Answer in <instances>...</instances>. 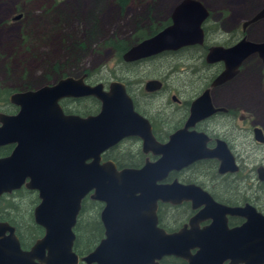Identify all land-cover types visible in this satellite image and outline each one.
I'll use <instances>...</instances> for the list:
<instances>
[{
    "label": "water",
    "instance_id": "1",
    "mask_svg": "<svg viewBox=\"0 0 264 264\" xmlns=\"http://www.w3.org/2000/svg\"><path fill=\"white\" fill-rule=\"evenodd\" d=\"M209 15L200 1L182 0L170 14L171 24L129 48L121 56L123 62L201 45L202 24ZM263 18L264 7L244 26ZM252 54H258L264 62V43L243 39L231 48L212 47L206 62L222 61L225 65L213 86L232 77L241 62ZM159 88L157 81L145 85L148 92ZM208 93L193 102L192 114L195 107L204 103L207 114L215 111ZM88 97L100 104L96 115L65 114L60 105L64 99ZM8 103L17 107L18 112L0 113V146L14 144L15 148L8 157L0 159V196L22 186L36 191L39 204L33 218L43 228L44 236L25 252L14 228L0 223V264H142L147 256L150 258L151 250L152 259L172 254L183 256L177 252L181 249L171 244L174 239L180 240L182 233L167 235L156 227L157 203L193 200L196 188L158 183L170 171L214 156L222 160L224 172L227 166L224 152L216 155L195 144L203 135H185L183 130L172 135L167 144H157L146 121L134 112L132 101L119 81L110 82L105 90L102 83L86 84L84 76L66 77L35 90L11 93ZM131 136L142 138L143 152L159 156L158 160H146L140 169L120 170L111 161L101 162L104 152ZM89 194L91 200L104 205L100 213L104 237L90 253L79 257L73 250L74 227L81 203ZM260 225L264 232V218ZM150 238L154 240L152 246Z\"/></svg>",
    "mask_w": 264,
    "mask_h": 264
},
{
    "label": "flooded vegetation",
    "instance_id": "2",
    "mask_svg": "<svg viewBox=\"0 0 264 264\" xmlns=\"http://www.w3.org/2000/svg\"><path fill=\"white\" fill-rule=\"evenodd\" d=\"M260 1L263 5L261 10L264 7V0ZM209 13L204 23L211 18V12ZM249 19L251 17L235 21V26L221 21L212 34L216 41L211 44L206 43L209 30L203 27V23L204 38L201 45L186 46L132 63H125L122 60L124 71L128 73L129 69L136 70L139 63L150 61L157 56L169 54L184 57L185 59L170 58L173 70L168 75V79L175 75L189 76L183 81V86L173 87L167 79L154 78L145 82L130 79L119 82L124 85L125 92L131 99L134 112L146 121L145 125L150 128V133L157 144H167L170 137L179 130H183L185 135L202 134L203 137L195 144L205 146L216 155L218 152H224L227 165L226 171L222 172V160L218 159V156L197 160L180 170L168 172L158 183L166 186L178 183L196 188L193 200H183L178 204L157 203L156 227L167 235L182 233L180 240L174 239L171 244L176 245L175 249L180 248L181 250L177 252L183 256L172 254L163 256L159 260L152 259L151 250L150 258L147 256L142 264H190V262L264 264V240H262L264 232H261L260 225L261 219L264 218V105L259 100V96L264 100V62L258 54H252L241 62L232 77L214 86L215 79L223 73L225 65L222 61L206 62V56L212 47L231 48L243 39L264 43V40L254 41L251 36L254 26L264 22V18L244 26ZM170 24L169 15L166 25L161 30ZM157 33L158 31L155 34ZM149 37L152 36L147 33L144 39ZM256 69H259L257 79L253 76ZM57 75L60 80L62 74L58 66ZM89 75L84 73L80 76L85 77L86 84H89ZM149 81H157L160 88L153 92L146 91L145 85ZM103 85L107 90L108 85ZM254 88L259 96L254 95ZM206 91L209 92L211 108L215 111L207 114L204 103L195 107L192 114L193 102ZM89 98L91 97L64 99L60 105L66 100L78 101ZM156 100H158L157 104L154 103ZM11 107L14 112L0 111V113L15 115L18 108L13 105ZM62 109L65 114L81 117L96 115L99 111L95 114H76ZM202 114L204 115L201 117ZM185 140L187 141L186 138ZM142 147L143 139L140 137L123 138L101 155V162L111 161L120 170L140 169L146 160L149 162L158 160L159 156L145 154ZM14 148V144L0 146V159L8 157ZM20 197H32L33 207L27 209L23 215L19 213L17 206ZM38 204V193L24 186L0 196V223H8L14 228L20 247L25 252L44 236L43 228L36 225L33 218V211ZM103 207L102 203L91 200L89 194L83 199L78 215V218L84 215L87 217L83 221L85 230L95 232L93 220H98L101 226L100 235L94 233L89 235L97 242L94 248L104 237V229L100 221ZM94 210L96 211L93 215ZM153 244L154 240L150 238V245Z\"/></svg>",
    "mask_w": 264,
    "mask_h": 264
},
{
    "label": "rangeland",
    "instance_id": "3",
    "mask_svg": "<svg viewBox=\"0 0 264 264\" xmlns=\"http://www.w3.org/2000/svg\"><path fill=\"white\" fill-rule=\"evenodd\" d=\"M181 1L129 0L121 8L116 0H0V111L14 112L7 101L11 93L35 90L59 80L56 64L63 77L76 78L89 73V84L108 85L124 79L145 82L154 78L167 79L173 87L183 86L189 76L175 75L168 79V75L173 70L170 58L184 57L164 54L139 63L137 71L129 69L125 73L121 57L101 46L110 39L130 42L152 22L158 25L159 32ZM197 1L211 12V18L203 24L209 30L207 44L216 41L212 34L218 23L224 21L235 26V21L252 17L263 6L260 0ZM19 15L20 19L14 20ZM251 36L254 41L264 40V22L254 26ZM258 70L253 75L256 79ZM254 90V95L259 96ZM259 100L264 105L260 96ZM61 107L76 114H95L99 110L98 102L88 99L66 100ZM31 202L32 197L18 199L16 205L21 215L33 207ZM86 219L84 215L81 221ZM79 227L78 242L90 243L92 239L88 236L93 231Z\"/></svg>",
    "mask_w": 264,
    "mask_h": 264
},
{
    "label": "trees",
    "instance_id": "4",
    "mask_svg": "<svg viewBox=\"0 0 264 264\" xmlns=\"http://www.w3.org/2000/svg\"><path fill=\"white\" fill-rule=\"evenodd\" d=\"M129 0H116V3L121 7L124 8L127 4H128ZM157 24L150 23V25L148 24L144 29L146 31L140 33L139 31L137 32V36L135 38L132 39V41H124L121 39H110V40H106L105 42H103V44L101 45L102 47L106 48V49H110L112 52L116 53V55L118 56H122V54L130 47V45H136L137 43H139L140 41H142V39H144L146 37V34L148 33V35L153 36L155 35L156 31H158L157 28ZM133 45V46H134ZM84 50V49H83ZM59 68V66H58ZM55 70H56V74H57V64L55 65ZM61 71V70H60ZM62 74V71H61ZM61 78H65L63 77V74L61 76ZM88 100L93 101L96 104V100L95 99H91L89 98ZM84 209V207H83ZM82 217L79 216L76 225L74 227V232H75V236L77 237V240L74 242V248L73 250L75 251V253H77L79 256H83L86 255L87 253H89L90 250H92L95 246V244L97 243L96 241L92 240L90 243H87L86 245L81 244L80 242H78L79 236L77 235V231L80 229L79 225H81L83 227V229H85L84 227V222L81 221ZM93 227L95 228V232H93L96 235H100L101 231H99V229L101 228L98 220H93ZM87 233V232H86ZM85 234V233H84ZM89 237V236H88Z\"/></svg>",
    "mask_w": 264,
    "mask_h": 264
},
{
    "label": "bare ground",
    "instance_id": "5",
    "mask_svg": "<svg viewBox=\"0 0 264 264\" xmlns=\"http://www.w3.org/2000/svg\"><path fill=\"white\" fill-rule=\"evenodd\" d=\"M66 78V77H65Z\"/></svg>",
    "mask_w": 264,
    "mask_h": 264
}]
</instances>
